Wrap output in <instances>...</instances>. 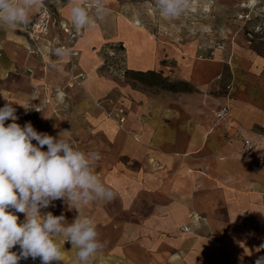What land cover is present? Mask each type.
<instances>
[{"label": "crops", "instance_id": "crops-1", "mask_svg": "<svg viewBox=\"0 0 264 264\" xmlns=\"http://www.w3.org/2000/svg\"><path fill=\"white\" fill-rule=\"evenodd\" d=\"M215 1L218 23L213 30L198 27L197 35L180 16L162 18L156 0L83 6L89 26L70 44L74 58L64 49L57 56V45L44 42L30 43L38 50L30 53L23 28L0 26V107L13 103L21 126L31 122L38 132L62 133L74 147L98 152L95 171L116 193L110 203L81 210L106 243L92 264H255L264 256L258 246L264 239V53L246 44L240 27L226 26L223 13L234 6L246 11L236 20L255 15L264 0ZM45 4L57 23L50 36L62 41L58 24L71 22V7L82 1ZM107 44L122 46L129 73L157 72L192 89L151 93L118 83L100 65ZM71 73L85 75L82 86H67ZM103 96L122 99L121 126L94 106ZM211 98L227 108L223 118L214 117ZM244 139L252 143L245 154ZM47 212L68 223L78 215L62 199L41 209ZM17 215L23 222L24 214ZM182 226L190 231L180 232ZM60 244L62 262L73 264L76 250ZM12 251L19 253V246Z\"/></svg>", "mask_w": 264, "mask_h": 264}, {"label": "clouds", "instance_id": "clouds-1", "mask_svg": "<svg viewBox=\"0 0 264 264\" xmlns=\"http://www.w3.org/2000/svg\"><path fill=\"white\" fill-rule=\"evenodd\" d=\"M185 3L156 0L165 19L179 17ZM44 9L45 0H0V26L26 28L32 23L31 13ZM70 16L75 29L89 26L83 6L73 5ZM55 53L59 57L65 54L62 48ZM15 113L13 103L0 107V264H19L28 257L39 258L41 264H62L65 250L60 241L76 250L73 264H92L106 243L93 220L81 210L90 203H110L116 197L95 171L100 154L74 147L62 133L54 137L38 132L31 122L21 126ZM57 199L77 211L71 223L63 214L41 213ZM17 213L24 214L23 222ZM17 245L19 253L12 251ZM255 264H264V256Z\"/></svg>", "mask_w": 264, "mask_h": 264}, {"label": "rangeland", "instance_id": "rangeland-1", "mask_svg": "<svg viewBox=\"0 0 264 264\" xmlns=\"http://www.w3.org/2000/svg\"><path fill=\"white\" fill-rule=\"evenodd\" d=\"M215 2V0H212L210 3L207 1V5H203L201 0H186L184 10L180 14V18L182 21H184L185 25L189 23L188 25L194 27V35H197L196 33L199 34V31L197 32L198 27L201 28L203 26L210 25L211 27L209 26V28L212 29V26L218 23V17L216 16L221 14V12L219 11V7ZM223 10V13L227 15L225 25L231 27L233 30L234 28L236 29L237 27H240L239 33L242 35L246 44L253 48L259 49L262 53H264V16L262 13L264 10H255L257 12L255 15L249 14L247 17H237V20L235 19L236 13L239 12L238 14H244L246 11L240 10V7L234 8V6H229ZM208 17L210 20H207ZM201 31L202 29H200V32ZM211 33L213 37H216L214 40L221 39V37H218V35L214 34L213 31ZM109 75L112 76L118 83L130 82L133 87H137L151 93H154L159 89H167L168 91H174L177 93L187 92L192 89L191 85H188L181 80L170 81L168 80V77L157 72L144 74L130 73L127 75L122 70L119 75L114 72H111ZM92 102L96 108L105 113L107 118L114 120L118 126L122 125L126 110L122 103V99L103 96L93 99ZM208 104L212 110H215V117L216 111L220 108L219 104L214 100V98H211V101ZM70 143L73 144L72 141ZM179 231L188 232L190 231V228L188 230L179 228ZM52 264H55V262H52ZM62 264L65 263L62 262Z\"/></svg>", "mask_w": 264, "mask_h": 264}, {"label": "built area", "instance_id": "built-area-1", "mask_svg": "<svg viewBox=\"0 0 264 264\" xmlns=\"http://www.w3.org/2000/svg\"><path fill=\"white\" fill-rule=\"evenodd\" d=\"M67 1V0H66ZM82 6H90L98 8L102 5V0H93L86 1L81 0ZM242 17V16H241ZM55 19L51 13L50 7L45 4V9L40 12H35L32 17V23L29 24L26 28H23V36L27 44L28 52L37 53L36 48L30 47V43L34 44L37 42H44L45 45L52 47L53 44H56L58 48L67 50L71 58H74L77 55V51L70 48V44L76 38H78L83 30L75 29L72 25V22L60 23L58 28L63 34L62 41H55L54 37L50 36V27L56 25ZM119 46V47H118ZM122 46L118 44H111L109 46H104V58L102 59L100 65L104 66L110 72L117 73L118 75L124 71V66L122 65V55H121ZM85 78L83 73H71L67 79V86L74 87L80 85ZM47 101V100H46ZM45 101V102H46ZM36 110L41 109L40 106L35 107ZM227 112L226 107H222L215 113V118L220 119L225 116ZM252 148V143L248 139L243 140L242 152L248 153ZM181 229L188 230V226H182ZM261 245H264V239H261L258 242V246L261 248ZM264 249V248H261Z\"/></svg>", "mask_w": 264, "mask_h": 264}, {"label": "trees", "instance_id": "trees-1", "mask_svg": "<svg viewBox=\"0 0 264 264\" xmlns=\"http://www.w3.org/2000/svg\"><path fill=\"white\" fill-rule=\"evenodd\" d=\"M109 45H111V44H107V45H105V46H109ZM118 47H119V46H118ZM124 73L127 74V75L130 74L129 71H128L126 68H124ZM132 73H133V72H132Z\"/></svg>", "mask_w": 264, "mask_h": 264}]
</instances>
